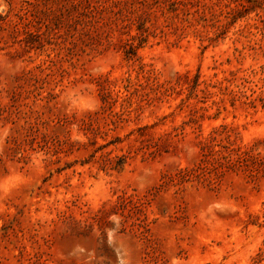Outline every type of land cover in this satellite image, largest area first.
<instances>
[{
	"label": "rangeland",
	"instance_id": "rangeland-1",
	"mask_svg": "<svg viewBox=\"0 0 264 264\" xmlns=\"http://www.w3.org/2000/svg\"><path fill=\"white\" fill-rule=\"evenodd\" d=\"M13 172L0 264H264V0H0Z\"/></svg>",
	"mask_w": 264,
	"mask_h": 264
},
{
	"label": "clouds",
	"instance_id": "clouds-1",
	"mask_svg": "<svg viewBox=\"0 0 264 264\" xmlns=\"http://www.w3.org/2000/svg\"><path fill=\"white\" fill-rule=\"evenodd\" d=\"M108 60H101L97 62L92 68V74H103L107 70ZM62 101L66 104V112L71 115L72 113L83 114L85 112L95 111L99 107L98 100L95 96L82 93L78 89H67L62 96ZM73 138L83 140L84 138L79 134L75 125L72 128ZM35 163L39 164V158H35ZM27 181V177L20 173L13 172L11 175L4 179H0V195H8L12 190L19 187Z\"/></svg>",
	"mask_w": 264,
	"mask_h": 264
},
{
	"label": "trees",
	"instance_id": "trees-1",
	"mask_svg": "<svg viewBox=\"0 0 264 264\" xmlns=\"http://www.w3.org/2000/svg\"><path fill=\"white\" fill-rule=\"evenodd\" d=\"M231 152H232V151H231ZM231 152H228V154L225 156V155L222 154L221 151H215V153H216L220 158H222V159L231 158V157H230ZM238 152H239V153H236V157L233 158L234 161H238L239 159L242 158V156H245V155L248 154L247 151H240V150H238ZM186 172H188V171H186Z\"/></svg>",
	"mask_w": 264,
	"mask_h": 264
}]
</instances>
